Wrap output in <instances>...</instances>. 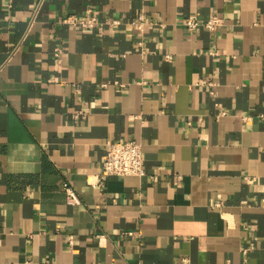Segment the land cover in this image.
Instances as JSON below:
<instances>
[{"label": "crops", "instance_id": "0c3cea01", "mask_svg": "<svg viewBox=\"0 0 264 264\" xmlns=\"http://www.w3.org/2000/svg\"><path fill=\"white\" fill-rule=\"evenodd\" d=\"M128 139L145 174L100 182ZM184 258L264 264V0H0V264Z\"/></svg>", "mask_w": 264, "mask_h": 264}, {"label": "built area", "instance_id": "2783aa9c", "mask_svg": "<svg viewBox=\"0 0 264 264\" xmlns=\"http://www.w3.org/2000/svg\"><path fill=\"white\" fill-rule=\"evenodd\" d=\"M61 22L68 23L72 26L82 29L100 27L97 17L91 14L83 18H76L75 16H67L61 18ZM118 20H110V24H117ZM144 23V15L140 14L139 18L134 24L141 28ZM184 28L188 31H195L198 28H206L207 30H216L221 24L222 20L217 15H211L206 18H197L193 16H185L182 19ZM59 48H55V54ZM202 84L213 85L214 82L202 80ZM105 154L101 163L100 173L98 178L100 182L109 176H142L145 174L144 161L142 156V147L139 142L133 139L128 140H107L104 144ZM62 188L66 193L69 203H79V198L74 188L66 181L62 182ZM183 264H188L187 260L183 259Z\"/></svg>", "mask_w": 264, "mask_h": 264}]
</instances>
